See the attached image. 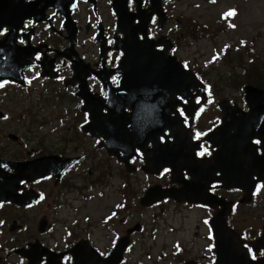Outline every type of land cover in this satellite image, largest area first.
Returning a JSON list of instances; mask_svg holds the SVG:
<instances>
[{"label": "flooded vegetation", "instance_id": "af4514ba", "mask_svg": "<svg viewBox=\"0 0 264 264\" xmlns=\"http://www.w3.org/2000/svg\"><path fill=\"white\" fill-rule=\"evenodd\" d=\"M69 2L40 0L30 9L33 17L15 35L17 46L29 47L30 65L22 72L21 83L0 82L4 85L0 87V190H7L0 192V264H97L96 259L107 257L125 236L128 246L121 264H142L144 256L150 257L147 240L157 239L158 228L157 223L135 220L131 205L138 198L140 208V199L149 189L179 191L187 185L194 191L192 199L209 200L210 204H191L181 198L163 199L155 205L166 214L162 219L171 217L166 208L170 203L176 210L201 214L190 242L172 239L156 255L158 264H217L214 220H222L226 228L223 247L232 253L231 257L221 254V264L264 261V212L260 226L237 229L229 220L243 204L262 203L263 207L264 180L257 178L250 156L238 159L241 172L252 171L249 187L243 180L241 188L224 187V180L230 177L231 157L215 169L216 154L227 145L223 139L240 129L241 120L249 121L250 110L229 100H222L221 105L217 91L210 89L211 81L205 74L200 78L191 57L180 55L185 34L176 29L180 24L177 3H162L160 25L157 15L150 12V0L138 1L145 15H150L149 38H163L170 44L165 56L172 58L166 68L170 71L175 62L181 63L204 84L198 92L186 79L188 93L180 94L170 72L167 83L171 91L137 92L135 81L126 73L115 72L122 57L115 44L124 39L115 0H75L73 8ZM125 8L126 15H136V0H127ZM65 19L73 29L63 25ZM139 22L133 19L124 30ZM162 46L156 50L162 51ZM123 80L128 88H121ZM50 108L56 111L52 115ZM110 111L114 121H109ZM131 111L153 113L151 119L158 129L150 128V132L157 138L155 143L144 134L132 139L137 125L128 120ZM121 112L128 122L121 121ZM93 114L96 121H92ZM222 125L226 127L218 135ZM175 134L184 142H177ZM250 146L257 159H264L259 142L251 139ZM202 151L203 156L199 155ZM169 163L174 170L171 164L165 165ZM103 164L108 167L102 168ZM105 176L109 183L103 185ZM140 177L144 191L132 195L131 179ZM112 181L118 183V201L101 222L81 217L77 205L88 204L94 191L100 197L102 185L113 192ZM222 211L226 212L223 216ZM98 226L101 232L96 231ZM170 229L178 236L173 226ZM199 240L204 245L196 250ZM73 254L78 256L76 263Z\"/></svg>", "mask_w": 264, "mask_h": 264}, {"label": "rangeland", "instance_id": "374dc122", "mask_svg": "<svg viewBox=\"0 0 264 264\" xmlns=\"http://www.w3.org/2000/svg\"><path fill=\"white\" fill-rule=\"evenodd\" d=\"M176 3V16H179V26L181 28L187 31L189 26H193L194 24L195 26H201L203 28L202 30L208 34L206 40L201 39L196 41L194 45L189 44L186 49L182 47L181 42V45H179L181 49L180 55L198 58L199 61L197 63L201 64V62H209L211 58L215 57V54L221 53L226 44L230 43L232 45V49L229 50L225 58L226 60L230 57L229 62L226 63L225 66L216 64L209 69L206 76L215 86L214 90L217 91L218 102L229 100L239 104V94H242V92L238 91V86L235 87L234 85L239 81H242V84L245 85H257L255 84V80H257V78H264V76L259 73L260 68L264 71V0H216L215 4H209L206 0H176ZM223 12H234V17L231 20L233 27L229 31L225 30L223 26L218 23L219 16ZM244 44H246L245 47ZM233 46H237L238 49H233ZM250 58L255 61V71L249 75L248 78L250 79H248L246 75L244 76V70L237 68V66L247 65V60ZM233 66H236L234 69L235 71L238 70V73L235 78L230 79L228 72L233 70L231 69ZM254 74L256 75L251 77ZM21 109L27 111L25 107ZM49 112L52 115L56 111L50 108ZM105 165L106 164H103L102 168L108 167ZM104 181L105 182L102 183L103 185L109 183V179L106 176L104 177ZM112 183L115 188L113 192H107L102 185L99 188L100 191H98L101 192L99 194L100 197L97 191H94V198L88 204L77 205V209L81 212V217L86 216L90 217L93 222H101V218L113 208L114 202L118 201V189L115 187L118 183L114 181H112ZM142 185L143 181L141 177L136 179L132 178L130 188L131 194L137 195L143 193L144 189ZM102 189H105L104 193H102ZM72 196V194H69L68 199H71L70 197ZM137 202L138 198L135 203H131L132 217L136 218L135 220L144 221L147 225L157 223L156 227L158 228V231L155 232L157 239L155 241L151 239L147 240V254L150 255V257L147 258L144 256L142 264H158V257L156 255L161 253V249L166 248L167 244H171L172 239L175 237H179L184 244L190 242L191 234H194L197 229L196 224L199 220L198 217L201 216L199 211L176 210L177 207L174 204H165L168 209L167 216L171 217L169 219H162L160 216L166 214L160 213L158 208L154 209L155 207L149 208L141 206L139 208ZM156 210L158 213H155L157 212ZM263 212L264 204L262 207V203H253L247 206L243 204L241 211L237 215H231L229 220L232 222V226L237 229H241L242 226L245 229L249 224L252 226H260L261 221L259 218L262 216ZM225 213L226 212L222 211V216ZM172 226L178 236L170 233V228H172ZM147 228L151 230V227L147 226ZM96 231L101 232L99 226ZM151 233L153 232L151 231ZM202 234H204L203 229L199 231L200 238ZM102 236L105 237L103 234ZM197 243L198 245L195 249L199 250V248L204 245V242L199 240ZM186 247L190 249V245H185V249ZM135 249L138 250V248ZM132 259H136V257Z\"/></svg>", "mask_w": 264, "mask_h": 264}, {"label": "water", "instance_id": "95a60500", "mask_svg": "<svg viewBox=\"0 0 264 264\" xmlns=\"http://www.w3.org/2000/svg\"><path fill=\"white\" fill-rule=\"evenodd\" d=\"M23 1L24 0H0V18H6L8 16L7 10H6L7 8H8V10L11 9L12 12H14V11L22 12L21 13L22 16L20 17L21 19H23V17H29L30 13L27 11L30 10L29 9L30 6H28V4L24 5ZM126 1L127 0H117L116 4H115L117 16L119 18V23H118L119 28H120V31L124 32V36H125V38L123 40V44L127 48L126 49L125 47H123L125 55H124V58L122 61V66L129 68L128 69L129 74L139 75V76L135 77V78H137V81H139V80L148 81V79H144V78L140 79L139 77H142L140 74H143L145 72L150 73L149 71L156 70L157 68H158L157 71H159L160 70L159 69V63L156 60L153 63L147 62L148 54H145L143 52V49H140V42L137 40V34L140 33L141 35L145 36L146 25H147V22H148L150 15H148L145 19L140 17V15H129V16L126 15V8H125ZM20 8H21V10H20ZM135 18L139 19V21H140L138 23V25L136 27H131L130 29H128V31H125L124 25L125 24L130 25L132 20ZM11 29H12V27H11ZM146 47L149 51L152 52V48H153L152 43H150ZM0 48L5 50V51L11 50V52H6V57L3 60H0V79H14V80H16L17 77L20 78V71L19 70L15 71L14 66L17 67L20 63L21 51H18V53H19V55H18L16 53H14V51H12V48L9 45H5L3 42H0ZM132 49H133V51L130 53L132 56L130 58L128 50H132ZM1 55L2 54H0V56ZM154 56H155V54L152 52L151 55H149V58L152 59V58H154ZM134 57H137V60H135ZM138 58H139V61H138ZM137 62L143 63V64H138V67L140 65L141 67H144L147 70H142L140 67H139V69L137 67H135V64ZM24 66L25 65H23L21 67H24ZM1 67H3V68H1ZM10 67H12V69ZM151 67H153V69H151ZM126 72H127V70H126ZM174 73H175V77H176V82L178 83L177 88L181 91H182V89L186 90L187 88L184 85L185 80L183 77L184 76L183 71L181 69H179V71L175 70ZM161 77H162V75H158L157 81H162L160 79ZM164 80H165V78H164ZM191 81H192L194 88L198 89V84L197 83L194 84L192 78H191ZM165 83H166V81H165ZM122 87L128 88V86L126 87L125 84ZM134 88L137 90V92H141V90H142L137 85ZM245 93H246V102L248 103L249 106H251V108L253 110H254L253 101H255V99H258L257 104L259 105V109L257 111V114L261 113L260 114V116H261L262 115V106L264 104V91H260V90H257L255 88H252V87H247L245 89ZM131 112H132L131 116L128 120L129 121L132 120L133 122L136 121L135 122V124L137 125L136 128H138L142 132V134L147 135L149 138H151L153 140V142L155 143L157 141V138L155 137L154 133L151 134L150 128H155V129H158V128L156 126V122L154 120H152L150 117L152 112H147V115H145L141 111H131ZM112 114H113V112L110 111L109 115L112 116ZM92 120L96 121V117L94 114L92 115ZM128 120L125 118L124 113L121 112V121H127L128 122ZM110 121H112V119ZM240 125H241L240 129L235 131V134L233 136L229 137L230 141H227V145H225L224 148H222L221 150H219L217 152L216 159H217L218 166L215 169L220 168L219 165H221V163H225V160L227 161L231 157L230 163H232V166L238 167L239 172H240L242 165L239 164L238 159H240V157H243V156H250L253 164H255L254 167L257 169V178L262 179V177H264V171L262 169L264 166V161H263L264 159H262V158L257 159V157L255 155V150L253 148L251 149L249 141H250V138H252V137L259 139L262 142V146H263L262 150L264 153V129H263V126L260 124H259L260 126L258 124H252V122L246 121V120H241ZM158 127H159V124H158ZM224 127H226V126L223 125L221 128H219L218 134H220L221 130ZM134 133L131 134L132 139L133 138L137 139L136 136L134 135ZM225 136H229L227 132H225ZM173 137L175 138V140L177 142H182V143L184 142V138L178 134H175ZM226 139H228V138H226ZM180 151H181V148H180ZM162 161L166 162L167 160L162 158ZM170 164L171 163L165 164V165H170ZM171 166L174 170V164H171ZM251 173H252V171L248 170L247 174L245 175V178L242 179V180L246 179V182H250V186H251V180H250ZM234 177H237V176L234 175ZM236 182L238 184L234 183L233 186H240L241 181H239V182L236 181ZM181 194L182 193H180L179 195H181ZM168 197L177 198L179 196L175 195L171 191L159 192L156 189H150L144 195V197L141 199V204L143 206H148L151 203H153L154 201H158L162 198H168ZM187 199H190V198H187ZM188 201H190V200H188ZM195 201H200L201 203L204 202L203 200H200V199H197ZM205 203L210 204L209 200H206ZM211 225H212L213 230L215 232L214 234H215V239L217 242V244H216V250H217L216 254L218 255L217 264H221V258H220L221 254H224V252H225V253H230L229 255H227L228 257L232 256L230 249H225V247H223L224 246L223 243H225V240H226V237H225L226 228H225L222 220H214L211 222ZM125 248H126V241H125V239H122L118 242V244L115 246L113 251L110 252L109 256L106 258L105 263L106 264H119L121 259H122V254H123ZM249 264H251V263H249ZM254 264H264V262H257Z\"/></svg>", "mask_w": 264, "mask_h": 264}, {"label": "trees", "instance_id": "16d2710c", "mask_svg": "<svg viewBox=\"0 0 264 264\" xmlns=\"http://www.w3.org/2000/svg\"><path fill=\"white\" fill-rule=\"evenodd\" d=\"M229 59H230V57H228L227 59H226V61H225V65H226V63H228L229 62ZM255 61L253 60V59H251L248 63H247V65L245 64V66H240V65H238L237 66V68H241V69H243L244 70V76L246 75V78H248L249 77V75H251L252 73H253V71H255L254 70V66H255ZM234 68H236V66H233L231 69H233V70H229L230 72H228L229 74H230V76L233 74V75H236V74H234L235 73V69ZM249 68V69H248ZM259 73L262 75V76H264L263 74H264V71H263V69L262 68H260L259 69ZM256 74H254V75H252L251 77H254ZM235 77V76H234ZM248 79H250V78H248ZM252 79V78H251ZM252 81V80H251ZM256 81V83L255 84H257L259 87H261V88H264V78H257V80H255Z\"/></svg>", "mask_w": 264, "mask_h": 264}, {"label": "snow or ice", "instance_id": "6c2138e0", "mask_svg": "<svg viewBox=\"0 0 264 264\" xmlns=\"http://www.w3.org/2000/svg\"><path fill=\"white\" fill-rule=\"evenodd\" d=\"M234 14V12H230V13H228V15H233ZM4 31H6V30H4ZM0 34H2V31H0ZM39 57H37V59H38ZM4 85L2 84V83H0V87H3ZM209 102H211V101H209ZM199 135V134H198ZM205 151H207V150H205ZM205 154V152H200L199 153V155H201V156H203ZM113 215H115V213L113 214ZM246 247H247V245H246Z\"/></svg>", "mask_w": 264, "mask_h": 264}]
</instances>
